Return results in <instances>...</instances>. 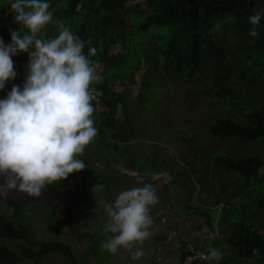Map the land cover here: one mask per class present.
I'll return each mask as SVG.
<instances>
[{
  "label": "trees",
  "instance_id": "trees-1",
  "mask_svg": "<svg viewBox=\"0 0 264 264\" xmlns=\"http://www.w3.org/2000/svg\"><path fill=\"white\" fill-rule=\"evenodd\" d=\"M7 1L0 2V11L2 4ZM11 1L14 2L10 0V3ZM58 1L61 3L60 8H57ZM47 2L54 19L62 20L85 46L88 43L90 48L96 50L95 55L89 58L95 65H102L103 70L100 83L93 85L95 91L100 92L98 104L93 101V106L95 108L99 105L106 110L102 113L104 118L101 124L104 130L108 129L106 126L116 123L115 110L118 103L122 102L120 93L109 90L113 86L110 81H118L121 88H124V84L133 85L134 75L140 70L142 59L150 63L145 74L156 70L160 64L171 84L184 82L187 86H201L203 90V82L211 80L212 90H201L199 94L212 99H226L230 105V115H243V122L233 117L217 118L208 126L206 133L216 140L234 139L256 143L261 153L247 152L235 156L232 151L227 150L219 155L213 164L222 172L220 176L231 175L230 184L204 189L202 186H193L197 190H194L189 202L179 197L172 200L174 195L185 194L186 186H170L175 175L168 169L172 180L166 186L165 195L158 197L159 203L156 206L173 208L175 215L186 213L190 222L200 221L202 226L197 231L207 228L208 235L201 243L195 240L192 247H188L187 243L177 246L180 249L173 257L176 258V264H184L188 258L193 257L195 261L192 264H264V224L259 221L264 218V186H254L258 176L264 179V104L256 106L253 99L245 98L238 92L241 82L249 88L258 82L264 89V17L258 26V37L249 35L252 25L248 19L255 12L264 10V0H140L133 8L127 6L129 0ZM78 7L80 11L76 10ZM123 26H129L130 30H124ZM18 27L12 14L7 18L0 15V39L6 45L11 44L8 41L11 39L10 33ZM222 30L223 36H220L219 32ZM57 34L56 26L50 24L45 30L44 38H53ZM227 35H231L233 40L230 37L227 39ZM146 36L155 40L147 44L154 43L149 53L144 43ZM88 52L84 51L86 55ZM12 59L17 74L27 72L26 54L18 53ZM127 67L131 71L124 78L121 76L120 80L112 79L122 68ZM247 72L249 75L245 78ZM234 73L238 75L235 78ZM14 80L6 82L5 88L0 90V100L7 97ZM17 84H20L19 80ZM117 128L119 135L126 132L128 120L123 119ZM98 136L99 134L95 139ZM96 142L103 146L104 142ZM114 145L119 146L118 143ZM79 174L82 179L71 187L80 198L83 193L91 191L93 185L86 179L87 174ZM71 178L72 174L65 181H58L59 191L70 184ZM105 182L102 178L98 184L103 185ZM199 189L206 193L211 189L213 195L210 200L201 197L203 194ZM195 194L201 198L198 200L199 205L195 204L198 198ZM113 201L114 199L111 200ZM74 205L75 202H71L64 215H68ZM15 210L14 207L10 215L0 214V264H17L21 260L43 264L46 257L53 256L68 264L114 262L116 254L103 251L100 247L110 233H105L103 238L98 237L108 221L104 208L96 207V212L104 221L101 229L85 231V251L82 253H73L61 242L32 240V228L16 217ZM227 211H231V214L224 224L220 216ZM48 230L61 234L56 229ZM209 248L217 249L222 254V259H205Z\"/></svg>",
  "mask_w": 264,
  "mask_h": 264
},
{
  "label": "clouds",
  "instance_id": "clouds-1",
  "mask_svg": "<svg viewBox=\"0 0 264 264\" xmlns=\"http://www.w3.org/2000/svg\"><path fill=\"white\" fill-rule=\"evenodd\" d=\"M50 7L47 0H14L10 11L19 27L10 33L11 44L0 39V90L17 76L12 57L28 56L23 87L14 85L0 100V176L5 178L0 197L13 189L40 197L46 185L83 171L79 157L97 136L93 101L98 104L100 93L93 85L100 74L89 58L96 50L86 55L84 42L54 19ZM262 17L264 10L248 18L251 37L259 36ZM50 24L58 34L46 39ZM131 175L139 186L120 191L113 202L100 201L108 217L104 232L110 233L100 247L113 255L131 251L130 258L138 261L147 255L143 244L153 236L151 209L159 198L151 183L137 172ZM102 188L96 184L92 192ZM205 259L219 261L222 254L209 248Z\"/></svg>",
  "mask_w": 264,
  "mask_h": 264
},
{
  "label": "rangeland",
  "instance_id": "rangeland-1",
  "mask_svg": "<svg viewBox=\"0 0 264 264\" xmlns=\"http://www.w3.org/2000/svg\"><path fill=\"white\" fill-rule=\"evenodd\" d=\"M3 1L0 0V2ZM123 29L128 31L130 27L123 26ZM219 35L223 36V30L219 32ZM229 37L233 40L231 35H227V39ZM148 38L146 36L144 41L146 45L148 42L155 41ZM147 39L148 41L146 43ZM89 42L92 43L91 41ZM88 45L87 43L84 47L85 52H88L90 48ZM152 45L154 43L147 45L148 53ZM143 63H146V65ZM148 66H150V63L142 59L140 70L137 73H141V76L138 78L135 77L133 84L134 86L140 85L142 78V84L138 89L139 91L131 92L134 95L132 100H124L127 106L128 102H131V106L136 108L138 118L143 119L136 122L134 132L132 133L133 138L141 141L134 143V146H138V148L130 150L133 158L130 161L124 162L123 166L131 165L144 172L146 168H153L155 166V160H163V170L166 168L171 169L175 175L173 184H170V186H186L184 187L186 190L183 198L185 202H189V199L192 197L189 192L192 188H195L193 186H202L204 189L210 186H227L230 184L232 180L231 175L220 176L222 172L214 166L213 161L227 150L232 151L235 156H241L247 154V152L261 153L260 147L256 143L234 139L216 140L211 138L206 131L208 126L217 118L233 117L243 122V115L240 113L230 115L231 109L226 99H212L203 94L200 95L199 92L202 90L201 86H187L184 82L171 84L166 79L160 64L157 65L156 70L149 71V73L145 74ZM130 71L131 69L129 67L122 68L116 75L118 77L114 76L112 79L117 78L120 80L121 76H126ZM245 75L246 78L249 73L247 72ZM237 76L234 73V78ZM16 82L17 78L10 84L11 88L16 85ZM23 84L24 80L20 81V85L16 86L22 88ZM203 84V90H212L213 82L211 80L204 81ZM124 86L127 85L124 84ZM238 90L245 98L250 97L253 99L256 106L264 104V89L261 88L258 82L252 85L251 88L248 85L243 86V82H241ZM130 91H126V93ZM132 112L134 113V111ZM241 112L244 113L243 111ZM126 115L128 118L133 117L128 112H126ZM91 145H93L91 149H97L96 147L99 144L92 142L86 148H89ZM103 146H106V143H103ZM104 153L102 158L109 161L107 155L112 154V151L107 148L104 149ZM99 156H102V154L100 153ZM93 157L95 156L89 154L86 150L85 161L90 162ZM102 158L97 161L100 167H103L104 161ZM118 166H121V164H118ZM74 174L76 175V179L73 180L72 177L70 181L76 184V182L82 179V176L78 172ZM92 174H94V177H88L87 179L93 184L91 187L94 188L104 174L98 168ZM170 180H172L171 173ZM4 182L5 178L0 176V186L4 185ZM73 182L71 185L65 186L61 191L58 189V182L46 185L40 197H29L27 194L13 189L6 197H0V214L10 215L15 207L16 217L24 220L23 223H28L32 228V240L44 241L46 243L52 241L61 242L66 244L73 253H82L85 251V231L87 229L90 231L94 230L97 225L96 217L98 212H96V207L104 208L101 202L87 204H83V202L95 196H102L106 202L110 203L124 189L105 182V186L102 185L103 188L101 191L93 193L91 190L83 193L79 198L76 195V191H72L71 186ZM254 186H264V179L258 176L254 182ZM203 189H199V192L203 194L201 197L210 200L213 191L210 189L206 193ZM195 190L197 189L195 188ZM57 192H59L58 195ZM195 197H198L195 200V204L199 205L198 200H201V198L196 194ZM71 202H75L74 208L68 215H64V212L68 210V205ZM85 213H87V217L93 220L92 222L89 223L88 220H85ZM230 214L231 211H227L225 215L220 216L224 224ZM169 221H172V219L169 218ZM259 221L264 224V218L259 219ZM187 222L190 221L187 220ZM198 222L200 223V221ZM182 226L185 225L183 224ZM200 226H202L201 223ZM48 229H56L61 234H56L54 231H49ZM196 229L195 227V238L201 243L205 236L208 235L207 228H202L200 231ZM104 234L103 229L98 234V237L103 238ZM179 236L181 237L180 240L176 236L170 244L167 241V244H162L161 246L162 253L168 250V253L172 254V264H176L177 262L176 258L173 259L178 249L177 246L184 243H187L188 247L191 246V242L187 240V237L190 235ZM163 238L165 236H158V240ZM75 259L77 260V258ZM44 261L43 264H68V262L57 259L54 256L53 258L46 257ZM17 264L32 263L21 260Z\"/></svg>",
  "mask_w": 264,
  "mask_h": 264
},
{
  "label": "crops",
  "instance_id": "crops-1",
  "mask_svg": "<svg viewBox=\"0 0 264 264\" xmlns=\"http://www.w3.org/2000/svg\"><path fill=\"white\" fill-rule=\"evenodd\" d=\"M13 1H11L12 3ZM10 0H8L5 4H2V10L0 11V15H4V18H7L8 15H11L10 11ZM137 3H140V0H137L136 2H133L132 0H129L127 6L130 8H133ZM58 6L57 8L61 7V3L58 1L56 3ZM77 11H80V7L76 9ZM2 23V22H1ZM2 26L5 27V24L2 23ZM43 36H45V31L43 33ZM8 41H11L9 38ZM28 63V61H27ZM97 70L100 74V80L97 83H100L102 79V70L103 66L100 64H96ZM139 72V71H138ZM137 72V73H138ZM134 75L135 77H140L141 73ZM27 72H18L16 78L19 81L26 79ZM95 83V84H97ZM112 83V90L113 92L120 93V99L122 102L118 103L117 108L115 110V120L116 123L112 126H106L108 127L107 130H104L102 128V119L104 118L102 113H105L106 110H103L99 105L95 106V111L93 114V119L95 121V127L97 128V135L99 134L97 139H94L93 142L99 141L106 143V146H101L100 143L96 142L98 147L97 149H91L93 145H91L89 148H86L84 153L79 157L85 162V169L83 171H80L81 173L87 174L86 179L89 177L93 178L94 174L92 172L96 171V168L100 169L101 172H103L104 176L102 177L104 181L109 182L111 185L119 186L120 189H130L133 186H139L136 183V178H134L131 173L137 172L140 177L143 178L144 183H151L153 187L156 190L157 196L162 197L166 193V186H168V182L170 180V173L168 169L166 168L163 170L162 163L163 160L158 159L155 160V166L153 168H146L145 171L138 170L136 167L127 165L123 166L124 162L130 161L133 158V155L130 153V150L137 149L138 146H134L135 142H140L141 140H137L133 138V132H134V126L137 121H141L143 118H138L136 108H133L131 106V102H128V106L124 100H132L134 98V95L131 94L132 91H139L140 85L142 84V78L140 81V85L134 86H124V88H121L118 81H110ZM18 85V84H17ZM20 85V84H19ZM12 89V88H11ZM131 90V91H130ZM126 91H130L129 93H126ZM95 93H100L98 91H95ZM138 93V92H137ZM134 111V113L132 112ZM126 112L133 115L132 118H128L126 115ZM100 115V117H99ZM123 119L128 120V128L126 132H122L119 135V129L117 126L120 122H122ZM108 123H113L108 121ZM116 137V138H113ZM114 143H118L119 146L115 147ZM123 143V144H122ZM109 148L112 151V154L107 155V159L102 158L104 156V149ZM89 149V150H88ZM86 150L89 152V154L94 155L90 162L85 161V154ZM102 154V156H99V154ZM103 162V167H100L98 165V160L101 159ZM118 164H121V166H118ZM79 173V172H78ZM73 180L76 179V175L72 174ZM100 178V179H102ZM73 181H70V184H72ZM167 182V184H166ZM74 184V182H73ZM77 184V182H76ZM93 185V184H92ZM104 185V184H103ZM105 186V185H104ZM195 188L192 190L191 194H193ZM184 194H181V196H173L172 200L179 198H184ZM87 199L88 197L85 196ZM115 199V198H114ZM100 201H106L102 196H95L94 198H91L90 200H86L83 202V204L92 203V202H100ZM98 208V207H97ZM87 211V210H86ZM85 211V212H86ZM151 216L153 219V225L150 229L153 232V236L150 240H146L143 244V250L147 254L145 257H142L138 261L132 260L131 257V251L125 253L123 250L119 251L116 254V257L114 259V262L108 263V264H164L167 262V264L170 262V257L172 256L171 253H168V250H165L163 253L161 251L162 244H170L176 236H178L177 239L180 240L179 235L188 236L187 240L191 242V246H193L195 238V227L198 228L200 223L198 221L195 222H187L189 219L188 216L185 213H181L178 215H175V211L173 208L168 207H157L156 205L152 207L151 209ZM171 214L168 216L167 214ZM96 228L94 231L101 229L103 218L100 217L99 214H97L96 217ZM167 218H171L172 221H169ZM85 220H88L89 223L92 222L90 217H87V213H85ZM185 226H182V225ZM93 231V230H92ZM176 233V234H175ZM158 236H165V238L158 240ZM173 244V243H172ZM180 248L177 249L179 251ZM135 249H133L134 251ZM161 253V254H160Z\"/></svg>",
  "mask_w": 264,
  "mask_h": 264
},
{
  "label": "built area",
  "instance_id": "built-area-1",
  "mask_svg": "<svg viewBox=\"0 0 264 264\" xmlns=\"http://www.w3.org/2000/svg\"><path fill=\"white\" fill-rule=\"evenodd\" d=\"M195 261V257L188 258L184 264H192Z\"/></svg>",
  "mask_w": 264,
  "mask_h": 264
}]
</instances>
